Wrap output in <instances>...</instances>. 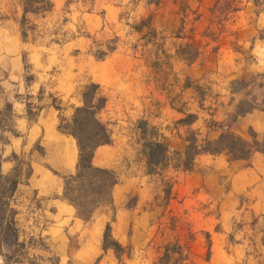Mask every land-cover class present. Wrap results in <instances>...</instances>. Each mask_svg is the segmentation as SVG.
I'll return each mask as SVG.
<instances>
[{"label":"crops","instance_id":"1","mask_svg":"<svg viewBox=\"0 0 264 264\" xmlns=\"http://www.w3.org/2000/svg\"><path fill=\"white\" fill-rule=\"evenodd\" d=\"M225 2L159 3L174 30L181 3L204 27L219 19L223 30L218 38H163L164 53L137 38L144 39L140 47H119L99 61L90 51L92 41L113 38H77V17L68 25L69 38H23L21 0H0V172L10 175L19 168L10 207L16 211L19 242L25 245V257L14 264H119L114 251L104 248L109 223L113 238L133 251L127 264H171L170 258L164 262L151 251L181 241L182 223L171 224L175 216L193 233L192 264H264V150L245 159H233L227 150L201 153L191 169L183 167L188 129L198 145L227 130L247 142L251 132L264 141V103L227 122L242 98L235 85L262 91L264 98V0L228 1L223 9ZM53 3L45 20L54 21L65 0ZM91 5L92 13L81 15L91 31L102 27L101 12L113 29L125 11L129 22L151 16L155 26L161 24L162 9L143 0H94ZM194 40L199 47L191 60L180 48ZM163 74L170 76L166 82ZM89 83L100 86L106 98L99 118L112 139L95 150L93 165L113 171L117 183L112 203L85 221L64 196L65 179L77 173L79 148L60 124L72 121L83 105L80 89ZM186 114L195 119L184 130L173 129ZM142 120L162 129L166 155L178 156L166 215L156 205L145 208L158 201L161 181L155 176L158 167L151 172L143 152ZM129 197L136 198L133 207L127 206ZM155 234L161 240L156 244Z\"/></svg>","mask_w":264,"mask_h":264},{"label":"rangeland","instance_id":"2","mask_svg":"<svg viewBox=\"0 0 264 264\" xmlns=\"http://www.w3.org/2000/svg\"><path fill=\"white\" fill-rule=\"evenodd\" d=\"M92 1L94 0H65V5L60 10L59 14H57L56 19L53 21L51 20H45L44 18L51 14L53 12V0H21L23 5L24 14L21 18V30L23 38H69L72 34V29L68 27L69 23H73V20L75 17H77V23L76 24V31H77V38H113L108 41H101V40H93L91 45V53L95 56L97 60H104L107 56H109L111 53H113L115 50L125 47L130 48V44L132 47H140L142 44V40L144 39H137V38H145L147 41L152 42L157 49L162 51L164 53V43L163 38H218L219 34L221 33L222 25L219 22V19L217 20H210L209 26L204 27L203 24L200 22H197L198 16L196 13H193L192 11L186 12V8L181 3V7L179 8V11L177 13V24H179V28L177 30H174L173 28H170L168 20H165L163 17L168 14L166 13V7H162L159 9V3L161 0H143L146 3L157 7L160 12L162 9L161 14V24H158L155 26V23H153L151 16L143 19V20H131L130 22L128 19L130 18L129 11H125L121 13L119 23V27L113 29L111 28V24L109 21L106 20L104 12H101L100 15H102L103 19V25L97 30L91 31L89 28H85V23L83 19L81 20V15L85 13H92L93 7H92ZM228 1L229 3H232L233 0H226L224 3L223 9L228 7ZM28 2V4H27ZM49 4V6H48ZM49 7V8H48ZM27 9L33 10V11H26ZM52 10V11H51ZM123 15V16H122ZM213 15L210 16V18ZM217 16V15H216ZM108 25V26H107ZM264 36V34H263ZM132 38V39H130ZM125 46V47H124ZM131 47V48H132ZM198 47L199 45L196 44V41H190L185 46H182L180 50L183 53H186L188 55V59L193 60L198 53ZM168 74H163V81L166 82L169 79ZM91 83L87 84L90 85ZM164 85H169L167 83H163ZM85 85V86H87ZM83 86L80 89V94L82 97V92L85 88ZM247 85L243 83H239L234 86V90L238 91L242 94L241 100L238 102L236 110L234 112V115L229 117L227 122L230 123L231 120L236 116L237 114L244 113L252 108H254L258 104L264 103L263 98V92L257 91L256 93L251 92L250 90H247ZM100 95L103 96L101 88L99 86ZM104 97V96H103ZM83 99V97H82ZM194 116L190 114H186L184 118L179 119L176 124L173 123V129L177 130L179 127L182 129L185 127V125L190 124L194 120ZM226 122V123H227ZM138 127L141 130V138L143 141L142 147L143 152L145 153L146 158L149 160L148 155V148L147 144L149 142H156L153 140H160L161 143H163L164 147H167V141L165 139L164 134L161 132L162 129H159L157 126H152L147 121H140L138 123ZM184 130V129H183ZM185 135L187 137V150H189V146H191L192 138H194V132L192 130L188 129L185 131ZM251 140L250 144L252 147H256L259 149L264 150V141L259 142L258 145H253V141L255 139L254 134L251 132ZM202 144H205L203 142ZM168 150V147H167ZM159 161L158 164L149 165V170H153L157 166L159 171L157 172L156 179L161 181V194L159 196L158 201L156 204H147L146 209L152 210L154 209V205L161 208L163 214L166 215V212L168 211V205L170 198L172 197L173 193V184L175 182V175H174V166L178 163V156L174 153H168L167 155L163 152L158 156L157 158ZM183 167H185V162L187 161V155L185 156V159L183 160ZM161 164L160 166H158ZM171 165L170 168H167V165ZM167 168V169H165ZM165 169V170H164ZM26 173L28 169L25 170ZM136 203L135 197H129V200L127 202V206L133 207ZM110 204H105L102 207H108ZM99 208V209H100ZM98 209V210H99ZM184 219L175 216L171 220L172 225L181 224L183 229L182 239L180 242L170 241L165 244L163 250L160 248L151 251V254L155 256V258H158V255L161 254L160 260L166 261L167 258L171 259V264H192L193 261L191 259V251H190V240L193 237V233L190 229L185 228ZM180 237V236H179ZM115 240V239H114ZM116 241V240H115ZM153 241L156 243L160 242V237L158 234H155L153 237ZM118 243V242H117ZM119 244V243H118ZM120 245V244H119ZM210 240L207 236V249L204 253V257L206 260L210 257ZM121 246V245H120ZM106 249H112L115 253V256L117 257L119 264H127V260L131 259L133 257V251L127 250L123 248L122 246L115 250L113 248H106ZM24 249H21L20 247H8L3 246L0 247V256L2 257L3 264H14L12 261L13 259H17L18 261H21L22 258L25 256ZM31 263L33 264H41L37 262V260H32ZM162 263V262H161ZM53 264H56V261L53 260Z\"/></svg>","mask_w":264,"mask_h":264},{"label":"trees","instance_id":"3","mask_svg":"<svg viewBox=\"0 0 264 264\" xmlns=\"http://www.w3.org/2000/svg\"><path fill=\"white\" fill-rule=\"evenodd\" d=\"M82 97L83 105L77 108L72 121L60 124L62 131L75 137L79 148L77 173L65 179L64 196L76 207L80 218L91 221L101 206L112 203V188L117 183V178L113 171L93 165L95 150L112 141L108 126L99 118V113L106 105V98L100 95L99 86L93 83L85 86ZM258 144L259 142L254 139L253 145ZM147 148L149 165L158 164L160 159L157 158L161 152L167 153V147L161 142H149ZM223 150L229 151L233 159L249 158L252 153L263 151L252 147L242 137L227 130L217 140H206L205 144L201 145L192 138L191 146L186 152L187 161L184 168L191 169L195 157L201 153L217 154ZM29 173L30 169L26 174ZM19 174L18 166L10 175H3L0 172V247L14 246L24 249L25 246L19 242V229L15 221L16 211L10 207V197L19 182ZM111 229L109 223L105 230L104 248L118 250L121 246L114 240ZM12 262L18 260L13 259Z\"/></svg>","mask_w":264,"mask_h":264}]
</instances>
